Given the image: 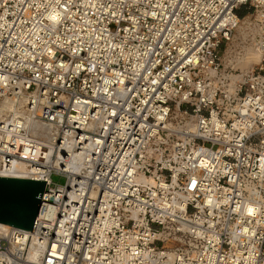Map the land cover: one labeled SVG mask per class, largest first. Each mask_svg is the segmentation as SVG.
Instances as JSON below:
<instances>
[{
	"label": "built area",
	"instance_id": "1",
	"mask_svg": "<svg viewBox=\"0 0 264 264\" xmlns=\"http://www.w3.org/2000/svg\"><path fill=\"white\" fill-rule=\"evenodd\" d=\"M6 98L0 264H264V0H0Z\"/></svg>",
	"mask_w": 264,
	"mask_h": 264
},
{
	"label": "water",
	"instance_id": "2",
	"mask_svg": "<svg viewBox=\"0 0 264 264\" xmlns=\"http://www.w3.org/2000/svg\"><path fill=\"white\" fill-rule=\"evenodd\" d=\"M45 180L0 175V222L31 230Z\"/></svg>",
	"mask_w": 264,
	"mask_h": 264
},
{
	"label": "bare ground",
	"instance_id": "3",
	"mask_svg": "<svg viewBox=\"0 0 264 264\" xmlns=\"http://www.w3.org/2000/svg\"><path fill=\"white\" fill-rule=\"evenodd\" d=\"M249 51H252L254 53L250 54L248 57L246 56ZM247 57V63H259L262 60V50L258 47H250L248 48V51L246 52L245 56L242 59H246ZM240 68V67H239ZM243 68V67H242ZM244 69V68H243ZM22 115L24 119L28 120L29 118H32L29 114L23 112V109L16 106L13 101L9 100V98H6L3 102L0 103V119H3L5 116L8 115ZM49 130L50 128L47 127ZM26 163L22 162H15L10 163L4 167V169H0V175L1 176H11V177H29L26 167Z\"/></svg>",
	"mask_w": 264,
	"mask_h": 264
},
{
	"label": "rangeland",
	"instance_id": "4",
	"mask_svg": "<svg viewBox=\"0 0 264 264\" xmlns=\"http://www.w3.org/2000/svg\"><path fill=\"white\" fill-rule=\"evenodd\" d=\"M243 10H245L244 8H243ZM252 53H254V52H252V51H249V53L246 55L247 57L250 55V54H252ZM222 54H223V56H224V54H225V51H224V49H222ZM247 57H246V59H241L240 61H238L237 62V67H240V68H247V67H250V66H252V65H256V63H254V62H251V63H247ZM225 62H227V57L225 58ZM0 103H1V99H0ZM52 179L54 180V181H56V182H60V183H63L64 181H65V177L64 176H62V175H57V174H54L53 176H52Z\"/></svg>",
	"mask_w": 264,
	"mask_h": 264
},
{
	"label": "trees",
	"instance_id": "5",
	"mask_svg": "<svg viewBox=\"0 0 264 264\" xmlns=\"http://www.w3.org/2000/svg\"><path fill=\"white\" fill-rule=\"evenodd\" d=\"M238 13H239L240 15H242V14H244V13H245V10H243V9H240V10H238Z\"/></svg>",
	"mask_w": 264,
	"mask_h": 264
}]
</instances>
